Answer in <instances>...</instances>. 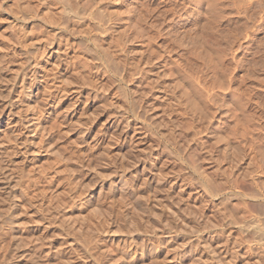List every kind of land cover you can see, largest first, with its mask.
<instances>
[{
  "label": "bare ground",
  "instance_id": "1",
  "mask_svg": "<svg viewBox=\"0 0 264 264\" xmlns=\"http://www.w3.org/2000/svg\"><path fill=\"white\" fill-rule=\"evenodd\" d=\"M51 1L54 12L45 9L43 13L47 17L44 18L48 20L45 21L41 19V5L45 6L41 4L42 0H0V20L10 28L16 44H26L27 35H33L34 29L38 30L40 41L43 38L41 20L44 21V30H47L46 24L57 29L62 26L72 32L79 31L85 39L89 38L88 29L85 31L81 27L90 21L92 4H77L72 8L69 0ZM95 18L103 23L106 14L98 10ZM48 33H44L50 37L46 38L50 47L47 53L41 58L45 49L39 52L41 43L34 45L33 55L24 53V61L12 74L3 69V58H7V54L4 55L0 47V264H238L235 260L241 255L238 250L242 239L238 242L239 236H235V232L243 236L248 234L262 249L264 218L249 214L248 217L245 214L235 217L221 210L219 214H222L223 226L227 230L219 231V224H211L206 219L208 216L203 215V208L193 203L195 200L189 202L192 200L190 192H184L182 186H178L177 191L173 188L178 178H166L160 152L157 153L159 150L151 153L136 146L140 139L133 136L136 128L132 123L142 118L144 107L140 105L136 109L141 103V93V97L135 99L133 95L136 92H133V98L128 101L122 96L127 105L118 106L116 103L118 107L115 109L106 104L109 100L98 99V91L93 89L87 93L88 99L81 103L82 106L75 105L79 99L75 93L71 104L57 107L63 95L72 91L69 81L74 79L78 83L81 79L78 73L69 78L66 68L72 66L73 61L67 59L59 42L54 43L53 35ZM89 39L85 54L92 64L88 68L95 74L110 70L124 78L123 71L127 73L128 68L120 65L121 61L115 59L107 45H102L93 36ZM63 44L67 45L66 42ZM110 45L115 47L111 48L113 50L120 48L117 53L122 55L121 60L122 57L129 60L130 49L125 45ZM57 63L63 67L58 68ZM37 67L40 68L39 76ZM47 73H51L54 81L49 83L45 80L49 78ZM146 78L147 83H152L149 85L157 86L159 77ZM48 84L53 90L50 94L46 89ZM99 87L102 90V86ZM45 93L48 95L44 99ZM41 97L47 101L44 105ZM108 109H112L118 120L109 124L106 133L90 132V124L96 117L105 115ZM57 143L63 146L60 152H66V157L59 153ZM191 167L200 176V182L211 199L215 198L219 191L209 185L210 181L197 165ZM95 185L98 189L96 198L100 197L98 200L89 193L90 186ZM156 194H161L164 199L177 196L170 202V208ZM256 196L253 197L255 200ZM33 214L39 221L33 218ZM111 215L114 219L126 221L124 226H131L128 233L123 227L127 234H121H126V237L117 236L120 229L114 225L117 223V228H121L122 222L117 221L112 227ZM31 220L38 226H31L28 230ZM154 224L159 225L160 230ZM221 235H224V240H220ZM163 243L173 250V261L162 253ZM111 245L112 249H108ZM76 247L81 250L80 262L75 259L79 255ZM261 251L263 256L264 248ZM251 252L257 255L254 250ZM260 260L258 264H261ZM242 264H246L244 260Z\"/></svg>",
  "mask_w": 264,
  "mask_h": 264
},
{
  "label": "rangeland",
  "instance_id": "2",
  "mask_svg": "<svg viewBox=\"0 0 264 264\" xmlns=\"http://www.w3.org/2000/svg\"><path fill=\"white\" fill-rule=\"evenodd\" d=\"M69 2L72 8L77 4H92L90 21L87 20L85 23L87 26L84 24L81 28L85 31L88 29L89 38L93 36L102 42V45H107L115 59L121 61L120 65L128 68L127 73L123 71L124 78L110 70L95 74V71L88 68L92 63L85 54V45L90 39H85L79 31L72 32L62 26L57 29L46 24L47 30H44L43 20H41L43 38L39 41L38 30L34 29L33 35H27L26 44H16L10 28L0 20V47L4 50V55L7 54V58H3L6 66L3 69L8 74L14 73L24 61L23 54L30 53L32 56L33 46H39L40 43L39 52L45 49L42 58L50 48L46 42L49 36L46 37L44 34L45 31H49L48 34L53 35L51 39H54V43L59 42L61 50L66 52L67 59L73 61V65L66 68L69 78L78 73L81 79L78 83L74 79L69 81L72 91L63 95L57 107L64 108L71 104L75 99L73 98L75 93L79 96L75 105L82 106L81 103L88 99L87 93L93 89L98 91V99L109 100L112 104L108 101L105 103L115 109L123 103L126 106L127 103L124 101L131 100L133 96L135 99L142 96L139 99L142 104L138 102L139 106L136 107L137 110L140 105L144 107L142 118L132 123L136 128L133 136L140 139L136 146L151 153L159 150L157 153L160 152L166 178L168 177V180L178 178V183L173 188L177 191L178 186H182L184 192H190L192 200L189 202L195 200L193 203L203 208V215L208 216L206 219L215 226L219 224L217 226L219 231L227 230L223 226L225 223L224 219H221L223 216L219 214L221 210L235 217L244 214L248 217L249 214L263 219L264 0H69ZM41 4L46 6L41 5V19L47 17L43 13L45 9L54 12L55 7L51 0H42ZM98 10L104 11L106 20L110 18V21L99 22L95 18ZM3 17L6 16L3 14ZM46 19L44 18L48 21ZM115 43L130 49L129 60L125 61L123 57L120 59L122 55L117 53L120 48L116 47L117 50H113L115 47L110 45ZM112 47L114 48L111 49ZM129 61L134 67H131ZM59 67L62 68L63 65L58 64ZM36 74L38 76L40 74L39 67L36 68ZM42 74L41 70V76ZM47 74L49 78L45 80L49 83L54 81L51 73ZM150 76L159 77L160 85L158 83L153 87L149 85L152 83H147L146 77ZM99 85L102 86V90ZM46 89L48 94L53 92L49 84ZM44 99L41 97L43 105L47 102ZM116 103L119 105L115 106ZM104 113L105 115L96 117L95 122L90 124V132L106 133L109 124L113 120H118L112 109ZM168 119L173 122H169ZM64 126L68 128L67 124ZM57 147L59 153L66 157V152H60L63 146L57 143ZM191 163L197 165L207 181H210L209 185L211 187L213 185V189L219 191L215 198L211 199L209 192L203 188L200 176L194 172ZM26 164L25 162L24 165ZM81 181L84 179L81 178ZM96 185L90 186L92 188L89 190L95 198L98 196ZM93 190H96L95 193ZM253 194L257 195L256 200ZM170 195L172 197L173 194ZM176 196L164 199L161 194H156V197L162 198L161 201L164 200L165 206L168 205L170 208L172 207L170 202L174 201ZM33 218L39 221L35 214ZM110 219L112 227L120 229L119 231L114 229L117 236L121 232L128 233V230H131V226H124L126 221H119L117 218L116 220L114 215H111ZM31 221L32 223L27 225L28 230L31 226L32 228L38 226L33 224L35 221ZM117 221L122 222L121 228H117L119 225ZM127 224L130 225L128 222ZM154 225L157 229L160 227ZM123 227L127 228L126 232ZM123 233L119 237L123 235L126 237L127 233ZM239 233L235 232V236L243 237H238V242L242 239L238 250L241 255L235 261L238 264H242L243 260L246 264H258L261 259L260 263L264 264V254L261 256L264 246L261 249V245L254 242L251 236ZM223 236L221 235L220 240H224ZM166 245V243L161 245L162 253L173 261V250L170 249V245ZM109 247L107 248L112 249L113 246ZM76 249V254H79L80 248ZM250 249L254 250V253L257 252V255ZM76 258L77 262H80V254L76 255Z\"/></svg>",
  "mask_w": 264,
  "mask_h": 264
}]
</instances>
